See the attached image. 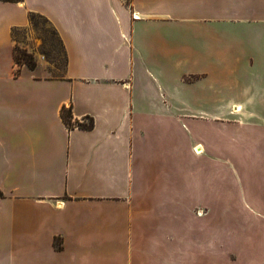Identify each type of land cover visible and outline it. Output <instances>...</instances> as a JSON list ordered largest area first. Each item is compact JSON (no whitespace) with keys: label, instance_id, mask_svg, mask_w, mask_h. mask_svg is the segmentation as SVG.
Here are the masks:
<instances>
[{"label":"crops","instance_id":"0c3cea01","mask_svg":"<svg viewBox=\"0 0 264 264\" xmlns=\"http://www.w3.org/2000/svg\"><path fill=\"white\" fill-rule=\"evenodd\" d=\"M0 190V264H264V0H0Z\"/></svg>","mask_w":264,"mask_h":264},{"label":"rangeland","instance_id":"374dc122","mask_svg":"<svg viewBox=\"0 0 264 264\" xmlns=\"http://www.w3.org/2000/svg\"><path fill=\"white\" fill-rule=\"evenodd\" d=\"M33 36L38 44L36 49L38 55L47 62L50 72L55 76H62L66 67V56L60 39L55 34L53 27L46 23L41 17L35 18L33 26ZM16 40L24 46L23 43L30 41L25 30L16 32ZM29 51V50H28ZM50 73V74H51Z\"/></svg>","mask_w":264,"mask_h":264},{"label":"trees","instance_id":"16d2710c","mask_svg":"<svg viewBox=\"0 0 264 264\" xmlns=\"http://www.w3.org/2000/svg\"><path fill=\"white\" fill-rule=\"evenodd\" d=\"M3 1H6V2H20L22 0H3ZM37 16L43 18L46 23L50 24V21L44 15H41V14H38V13H31L30 14V21L32 23V26L35 25V18ZM17 31H18L17 29H14V31H13V36H14L15 39H16V32ZM54 32L57 35V32H56L55 29H54ZM16 43H17L16 47H15V61H16V63L19 64V65H26L30 69H35L37 67L38 63L36 61V58H35L34 54L32 52L28 51V49L26 47L21 46L18 41ZM64 53H65V51H64ZM66 61H67V58H66ZM61 115H62V118H63L64 122L67 125L68 124L70 125L71 124V118H72V112L65 107L64 109H62ZM79 126L81 128H85V129L92 128L93 127V118L90 119V124L80 123ZM3 196H4V193L0 190V197H3Z\"/></svg>","mask_w":264,"mask_h":264},{"label":"built area","instance_id":"2783aa9c","mask_svg":"<svg viewBox=\"0 0 264 264\" xmlns=\"http://www.w3.org/2000/svg\"><path fill=\"white\" fill-rule=\"evenodd\" d=\"M86 122L87 124H90V120L86 119V121H79V120H75L73 118H71V124H68V127H79L80 123Z\"/></svg>","mask_w":264,"mask_h":264}]
</instances>
